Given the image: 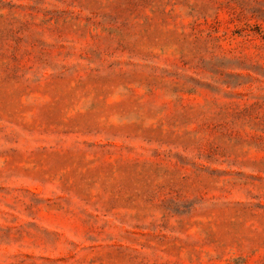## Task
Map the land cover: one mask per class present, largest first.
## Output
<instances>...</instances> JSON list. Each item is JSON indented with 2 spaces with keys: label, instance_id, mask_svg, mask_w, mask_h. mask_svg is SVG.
I'll use <instances>...</instances> for the list:
<instances>
[{
  "label": "rangeland",
  "instance_id": "1",
  "mask_svg": "<svg viewBox=\"0 0 264 264\" xmlns=\"http://www.w3.org/2000/svg\"><path fill=\"white\" fill-rule=\"evenodd\" d=\"M0 264H264V0H0Z\"/></svg>",
  "mask_w": 264,
  "mask_h": 264
}]
</instances>
